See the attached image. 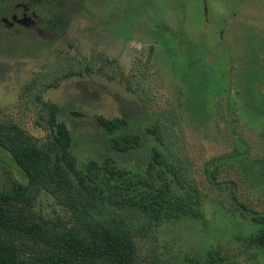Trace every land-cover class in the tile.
<instances>
[{"label":"rangeland","instance_id":"obj_1","mask_svg":"<svg viewBox=\"0 0 264 264\" xmlns=\"http://www.w3.org/2000/svg\"><path fill=\"white\" fill-rule=\"evenodd\" d=\"M25 2L0 0V119L45 142L36 120L57 105L80 164L111 157L143 173L141 149L172 151L198 215L143 230L140 264H198L212 250L226 264H264L253 239L264 215V0H56L67 29L43 51L15 45L23 30L5 23L28 21ZM97 115L125 118L142 148L114 149ZM9 165L21 176L0 150V188ZM34 210L68 220L49 193Z\"/></svg>","mask_w":264,"mask_h":264},{"label":"trees","instance_id":"obj_2","mask_svg":"<svg viewBox=\"0 0 264 264\" xmlns=\"http://www.w3.org/2000/svg\"><path fill=\"white\" fill-rule=\"evenodd\" d=\"M47 11L39 7L20 26L23 32L15 45L43 51L51 41L61 39L67 13L58 6L51 10L54 16ZM48 16L54 19L53 33L46 28ZM45 107L36 120L47 129L45 142L20 123L0 119V150L21 173L16 175L9 165L10 184L0 188V264H140L137 237L143 230L173 218L198 215L195 206L200 199L196 192H182L171 150L141 149L148 159L143 173L131 172L111 157L80 164L59 107ZM95 119L110 132L117 151L142 148L143 135L126 131L129 122L125 118L97 115ZM43 193L55 198L68 220H52L34 210ZM255 218L260 229L253 239L264 245V215ZM198 264L226 262L212 250Z\"/></svg>","mask_w":264,"mask_h":264},{"label":"flooded vegetation","instance_id":"obj_3","mask_svg":"<svg viewBox=\"0 0 264 264\" xmlns=\"http://www.w3.org/2000/svg\"><path fill=\"white\" fill-rule=\"evenodd\" d=\"M54 1H56V0H26V2H25L26 6L20 7L21 8L20 10H23V12L25 14V18L28 19V21H30V19H31L30 16L36 15V11L38 10L39 7H42L45 11H47V6H49L47 13L49 15L51 14V16H54V12L51 11L54 8V6L51 7V5H53ZM39 2H41V3H39ZM46 2L49 3V5H47ZM59 7L60 6H58V8ZM5 23H8L6 25H7V27H10V28L22 26V24L18 23V22L15 24H12L11 22H5ZM48 26H51V28L54 30L55 23H54L53 17H49V16L47 17V27H46L47 30H48Z\"/></svg>","mask_w":264,"mask_h":264}]
</instances>
